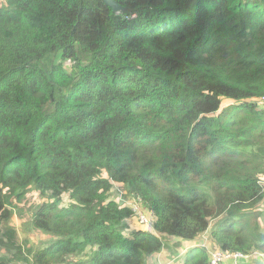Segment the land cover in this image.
Here are the masks:
<instances>
[{
    "label": "trees",
    "instance_id": "16d2710c",
    "mask_svg": "<svg viewBox=\"0 0 264 264\" xmlns=\"http://www.w3.org/2000/svg\"><path fill=\"white\" fill-rule=\"evenodd\" d=\"M115 1L0 6V229L36 191L33 264H149L162 235L264 264V0ZM136 198L154 232H125Z\"/></svg>",
    "mask_w": 264,
    "mask_h": 264
},
{
    "label": "rangeland",
    "instance_id": "374dc122",
    "mask_svg": "<svg viewBox=\"0 0 264 264\" xmlns=\"http://www.w3.org/2000/svg\"><path fill=\"white\" fill-rule=\"evenodd\" d=\"M6 4V0H0V6L3 7ZM264 106V103H262ZM264 181V179H263ZM118 192V191H117ZM123 200H126L125 193L123 194ZM38 192L33 191L27 195L24 201L18 204V209L22 211L21 213L16 212L14 218L9 223L10 228L3 227L0 229V258L9 261L8 264H33L32 257L33 254L39 249H42L49 245L53 241V237L48 236L45 233H40L36 230L31 229L30 219L32 213L36 211L38 206L44 203ZM133 202L132 200H130ZM70 202L68 196H64L61 206H65ZM258 211L262 214L260 221L264 228V203L257 207ZM146 212V211H145ZM147 213V212H146ZM148 219L151 223L149 226H142L138 223L136 218H132L128 221L130 226L127 227L125 232L139 231L145 229L149 232H154L153 230V220L152 217L147 213ZM28 221V222H26ZM15 231L13 238L9 236V232ZM52 238V239H51ZM162 241L164 243V250L158 254L153 255L148 259L149 264H184V258L186 253L190 252L194 244L188 240L179 239L169 235H162ZM179 239V241H177ZM196 244L206 246L212 251V244H210L209 236L204 235ZM20 246V250L18 249ZM17 258V259H15ZM259 263V262H257ZM261 264V263H259Z\"/></svg>",
    "mask_w": 264,
    "mask_h": 264
},
{
    "label": "built area",
    "instance_id": "2783aa9c",
    "mask_svg": "<svg viewBox=\"0 0 264 264\" xmlns=\"http://www.w3.org/2000/svg\"><path fill=\"white\" fill-rule=\"evenodd\" d=\"M70 65V62L68 63ZM260 105L263 106L262 103H264V97H262L260 100L257 101ZM123 195L124 193L121 192ZM133 202H127V204L131 207L132 213L138 223L142 226H149L151 225L149 221V217L145 210L142 207V201L139 198L133 199ZM202 248H206V246H201ZM264 259V255H259ZM257 260L254 254L250 255H245L243 253H230V252H222V251H214L211 252V264H222L226 262H231L232 264H240L242 261H247V260ZM264 261V260H263Z\"/></svg>",
    "mask_w": 264,
    "mask_h": 264
},
{
    "label": "water",
    "instance_id": "95a60500",
    "mask_svg": "<svg viewBox=\"0 0 264 264\" xmlns=\"http://www.w3.org/2000/svg\"><path fill=\"white\" fill-rule=\"evenodd\" d=\"M107 6H109L114 13H121L125 11L115 0H103Z\"/></svg>",
    "mask_w": 264,
    "mask_h": 264
},
{
    "label": "crops",
    "instance_id": "0c3cea01",
    "mask_svg": "<svg viewBox=\"0 0 264 264\" xmlns=\"http://www.w3.org/2000/svg\"><path fill=\"white\" fill-rule=\"evenodd\" d=\"M226 264H231V262H226Z\"/></svg>",
    "mask_w": 264,
    "mask_h": 264
}]
</instances>
